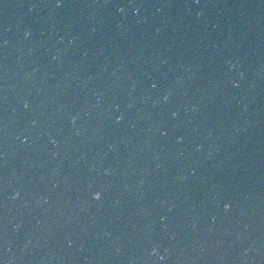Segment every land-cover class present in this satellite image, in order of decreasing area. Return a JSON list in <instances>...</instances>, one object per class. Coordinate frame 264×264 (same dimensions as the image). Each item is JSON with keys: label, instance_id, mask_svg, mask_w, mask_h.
<instances>
[{"label": "water", "instance_id": "95a60500", "mask_svg": "<svg viewBox=\"0 0 264 264\" xmlns=\"http://www.w3.org/2000/svg\"><path fill=\"white\" fill-rule=\"evenodd\" d=\"M0 264H264V55L86 115L1 198Z\"/></svg>", "mask_w": 264, "mask_h": 264}, {"label": "snow or ice", "instance_id": "6c2138e0", "mask_svg": "<svg viewBox=\"0 0 264 264\" xmlns=\"http://www.w3.org/2000/svg\"><path fill=\"white\" fill-rule=\"evenodd\" d=\"M95 195L98 197L99 196V193H95ZM228 205L226 204L225 207H227Z\"/></svg>", "mask_w": 264, "mask_h": 264}, {"label": "clouds", "instance_id": "9594fccd", "mask_svg": "<svg viewBox=\"0 0 264 264\" xmlns=\"http://www.w3.org/2000/svg\"><path fill=\"white\" fill-rule=\"evenodd\" d=\"M95 195V194H94Z\"/></svg>", "mask_w": 264, "mask_h": 264}]
</instances>
